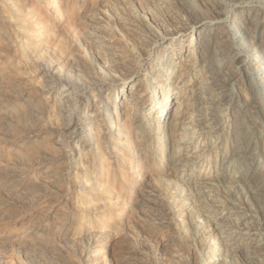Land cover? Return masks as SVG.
Listing matches in <instances>:
<instances>
[{"label": "bare ground", "instance_id": "bare-ground-1", "mask_svg": "<svg viewBox=\"0 0 264 264\" xmlns=\"http://www.w3.org/2000/svg\"><path fill=\"white\" fill-rule=\"evenodd\" d=\"M118 6V21L134 35L129 45L105 15L97 20L103 24L87 22L108 37L78 32L64 20L66 1L0 0L12 71L37 87L43 115L58 130L55 142L71 161L63 174L76 185L83 213L94 214L80 215L70 231L81 241L79 257L83 264H109L105 249L123 231L116 213L122 214L124 182L134 169L127 128L152 114L149 131L135 133L132 142L141 146L152 133L169 141L170 173L194 199L176 189L177 212L194 229L195 264H264V0H121ZM112 39L127 58L111 52ZM211 156L210 175L186 174ZM111 193L117 200L105 202ZM212 198L221 202L205 200ZM202 215L210 227L199 226ZM106 221L114 225L104 229Z\"/></svg>", "mask_w": 264, "mask_h": 264}, {"label": "rangeland", "instance_id": "rangeland-1", "mask_svg": "<svg viewBox=\"0 0 264 264\" xmlns=\"http://www.w3.org/2000/svg\"><path fill=\"white\" fill-rule=\"evenodd\" d=\"M62 1L67 3V18L64 20L73 23L78 32L108 37L103 28H95L87 22L90 18L98 25L103 24L97 20L105 15L119 38H134L118 21L121 0H114L117 5L113 0H56ZM50 8L56 16L54 7ZM0 12V264H83L77 251L81 248V241L69 235L82 215L93 217L94 214L83 213L80 208L85 204L79 202L76 185L71 177L63 174L71 167V161L62 144L55 142L58 130L52 128L43 115L45 104L40 100L37 87L28 85L15 74L20 71H12L14 54L8 38L11 33L7 29L6 16L1 9ZM125 43L131 44L127 40ZM110 44L114 47L111 52L120 51L118 42L112 39ZM130 48L135 53L136 47L132 45ZM116 53L120 56L118 60L126 57L121 51ZM26 97L33 102L35 110L32 114L26 108ZM147 99L134 107L144 110L142 103ZM150 104V108L154 106V103L147 102V107ZM168 109L170 113L172 108ZM150 118L152 114L145 116L143 121L139 117L138 122L127 128L130 161L134 169L124 182L122 214L116 213L122 221L123 231L109 241L105 256L109 264H195L198 250L192 243L194 229L185 223L187 217L177 212L176 189L179 188L188 202L194 199L191 193V196L187 193L188 187L177 182L170 173L171 167L167 163L171 153L169 141L164 140L163 134L152 133L142 140L141 146L132 142L135 133L149 131L146 124ZM213 157L190 166L186 174L191 173L197 179L203 176V171L210 175L215 164ZM177 184L182 186L177 187ZM211 194L217 197L212 191ZM110 195H104L103 200L110 203L117 200L115 193ZM218 197L224 200V193H219ZM96 200L95 197V203ZM205 200L216 205L221 202L218 198ZM100 213L96 215L100 216ZM203 215L198 223L202 228L209 226ZM105 223L104 229L114 225V221ZM99 226H93V229ZM86 228L82 227V234Z\"/></svg>", "mask_w": 264, "mask_h": 264}]
</instances>
